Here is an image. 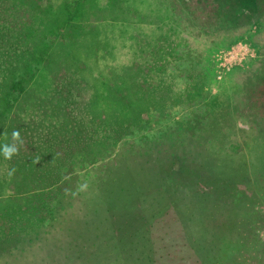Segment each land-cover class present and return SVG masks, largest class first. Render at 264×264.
I'll return each instance as SVG.
<instances>
[{
    "label": "rangeland",
    "instance_id": "1",
    "mask_svg": "<svg viewBox=\"0 0 264 264\" xmlns=\"http://www.w3.org/2000/svg\"><path fill=\"white\" fill-rule=\"evenodd\" d=\"M0 23V147L14 129L24 141L11 160L0 154V264H144L148 240L151 264H200L169 195L188 204L197 184L156 157L177 152L181 163L195 149L238 180L244 161L264 163V0H0ZM64 115L82 123L76 143L60 141L45 172L21 165L37 122ZM139 162L156 176L126 208L123 173H106ZM245 186L230 184L232 200L251 203Z\"/></svg>",
    "mask_w": 264,
    "mask_h": 264
},
{
    "label": "trees",
    "instance_id": "2",
    "mask_svg": "<svg viewBox=\"0 0 264 264\" xmlns=\"http://www.w3.org/2000/svg\"><path fill=\"white\" fill-rule=\"evenodd\" d=\"M22 3L20 4L17 1L15 5L21 8L22 5L24 6V3ZM2 28L3 24L0 23V31ZM42 53L46 54L44 51ZM24 54H26L24 59L27 61H32L36 58L34 52L29 51ZM39 54L41 55V53ZM60 103H56V109H60ZM37 125V128L32 133L34 137L31 148L32 152L30 150L29 153L24 154L28 157L24 158L20 163L23 166L27 165L29 169H36L35 174L45 172L43 170L44 163H54L55 165L59 162L60 157L57 152L59 142L70 141L76 143L82 123L72 116L64 115L59 117L58 120L51 119L48 122L47 129L40 121L37 122ZM261 129L263 131L257 132V137L259 136V140L264 142V127ZM84 141L86 142L85 145L92 148L91 143L98 144L94 142L100 140L95 136H92V138L89 136L88 140L85 138ZM89 147L87 148L90 150ZM176 153L160 151L156 160L160 166H166L168 172L173 175L178 183L182 184V182H189L191 180L197 184L195 185L196 188L189 194V197L192 199L191 202H188L189 205L183 201L185 196L183 191L179 190L169 195L173 196V202L180 209L179 212L183 218L184 232L200 264H264V163L259 164L258 162L256 165V162L252 159L247 162L244 161L239 174V178L241 179L238 180L235 177L237 174L235 175L234 171L228 178L225 175L220 176L219 172L211 171L207 162L203 163V156L198 155L195 149L183 148L185 161L181 163L175 161L178 158ZM248 153L252 154L251 151H248ZM63 154L65 157L69 156V154L66 156V152H63ZM72 155L74 153H70V156ZM189 155L192 156L194 163L198 160L203 164L190 165L187 162ZM38 157H40L39 162L33 163L32 161ZM126 162L124 161V163ZM137 164L139 165V169L136 168L135 173L127 166L126 169L121 168L120 170L110 168L111 172L106 173L110 179L113 176V171L123 173L120 181L116 183V190L122 193L121 197L118 198L124 199L129 203L128 205L123 203L126 208L136 202V199L140 195L137 188L143 184L146 175L151 174L149 176H156L155 172L148 169L144 163L139 162ZM203 168H205L204 171ZM60 178H63L62 173ZM58 181L59 179L55 178V181L51 185L57 184ZM235 182L243 184V186L247 184L245 189L248 188V185L252 186L254 184L251 188L249 187L252 192L254 191L251 203L235 202L236 200H232V193L230 197V193L227 190L230 184H234ZM41 183L45 184L42 180ZM49 186H41L39 189ZM110 191H113L111 187ZM110 191L108 190V193ZM229 198H231L230 202ZM57 205H53L52 208L55 210L59 207ZM189 211L191 212L189 213ZM185 212L189 214L186 216ZM34 219L40 222L43 228L52 224L53 220L51 217L46 218L44 216L43 218H38L35 215ZM238 229L240 230L237 231ZM141 250V257L146 255V259L143 257L142 262L144 264H151L147 260L152 252L149 240L147 247ZM101 258L105 261L109 260L110 257ZM108 263L110 264V262ZM113 264H118V260L113 261Z\"/></svg>",
    "mask_w": 264,
    "mask_h": 264
},
{
    "label": "clouds",
    "instance_id": "3",
    "mask_svg": "<svg viewBox=\"0 0 264 264\" xmlns=\"http://www.w3.org/2000/svg\"><path fill=\"white\" fill-rule=\"evenodd\" d=\"M5 138H7V133L4 134ZM12 143H5L2 147H0V154H2L5 158V160H11L12 157L14 155H18L19 154V147L22 146L24 144V141L22 139V137L20 136V130L14 129L12 132ZM40 157L36 158L35 160H33V163H37L39 162ZM16 172L15 167H12L11 169H9L8 171V176L12 177ZM87 187L86 184H82L79 186L78 191H82L85 190ZM70 192L71 195H76V192H71L70 190H66V194Z\"/></svg>",
    "mask_w": 264,
    "mask_h": 264
}]
</instances>
